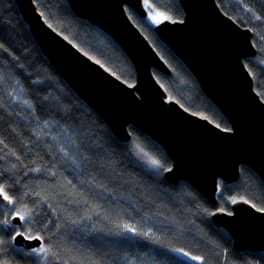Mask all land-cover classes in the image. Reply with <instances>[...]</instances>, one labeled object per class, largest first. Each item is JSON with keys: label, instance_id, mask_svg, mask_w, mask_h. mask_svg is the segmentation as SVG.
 <instances>
[{"label": "trees", "instance_id": "obj_1", "mask_svg": "<svg viewBox=\"0 0 264 264\" xmlns=\"http://www.w3.org/2000/svg\"><path fill=\"white\" fill-rule=\"evenodd\" d=\"M34 1L78 48L135 82V67L122 48L78 17L68 0ZM217 1L254 32L258 52L245 63L264 100V0ZM147 2L183 18L179 0ZM127 11L171 68L169 75L154 69L169 98L229 129L154 24ZM0 45V186L13 200L9 206L0 201V264H264V252L236 251L228 231L211 218L239 198L264 209V182L254 170L242 166L236 182L220 181L216 205L185 181L172 184L164 176L171 159L163 146L132 125L131 139H119L53 67L16 0H0ZM14 215L24 217L20 225L12 224ZM18 231L41 237L37 248L47 251L15 245Z\"/></svg>", "mask_w": 264, "mask_h": 264}, {"label": "water", "instance_id": "obj_2", "mask_svg": "<svg viewBox=\"0 0 264 264\" xmlns=\"http://www.w3.org/2000/svg\"><path fill=\"white\" fill-rule=\"evenodd\" d=\"M68 1L78 17L102 29L122 48L135 67L133 84L65 38L46 21L34 0H16L53 67L119 139H131V125L144 131L171 159L165 178L172 184L189 183L215 205L219 180L236 182L242 166L264 182V100L245 63L258 52L250 27L225 13L217 0H179L183 18L154 25L158 37L227 117L231 127L226 129L169 98L155 76L154 69L169 75L171 68L127 11L146 18L149 9L144 0ZM0 201L10 205L2 197ZM235 201L230 211L218 208L212 213L213 224L228 231L236 251H264V209L246 199ZM19 217H12L13 225L21 224ZM16 233L13 241L19 247L35 249L42 244L39 236L29 240Z\"/></svg>", "mask_w": 264, "mask_h": 264}, {"label": "snow or ice", "instance_id": "obj_3", "mask_svg": "<svg viewBox=\"0 0 264 264\" xmlns=\"http://www.w3.org/2000/svg\"><path fill=\"white\" fill-rule=\"evenodd\" d=\"M144 3H145V7L151 9V5L148 4L147 0H144ZM151 14V13H150ZM157 16H159L161 19H157ZM152 19L159 23L161 22V20H168V19H171V17H168L166 15H163L162 13H157L156 16H152ZM67 38V37H65ZM0 47H3V45H0ZM86 54V53H85ZM97 63H99V61H97ZM217 127H219V125H217ZM0 197H2L3 200H7L9 203H13V200L12 198L8 195V193L5 191V189L0 186ZM236 201L233 200V203H235ZM247 203V201H245ZM253 207H255V205H252ZM229 215H231V213H229ZM20 220H23L24 217L23 216H20L19 217ZM2 223L4 225H8L9 224V221L7 220H4L2 221ZM130 231H134L133 229H130ZM17 236L21 237V238H24V239H29V240H38L40 239L39 237H33V236H30V235H27L26 233H23V232H17L16 233ZM34 251L39 254V253H43V252H46L47 249L45 248H37V249H34ZM185 256H189V253H184ZM191 260H194V261H202L203 260V257H197V256H191L190 257Z\"/></svg>", "mask_w": 264, "mask_h": 264}, {"label": "rangeland", "instance_id": "obj_4", "mask_svg": "<svg viewBox=\"0 0 264 264\" xmlns=\"http://www.w3.org/2000/svg\"><path fill=\"white\" fill-rule=\"evenodd\" d=\"M145 4V3H144ZM149 5H151V4H149ZM149 9V8H148ZM151 13V14H150ZM157 13H162L163 15H166L165 13H163V12H160V11H158V10H156V9H154L153 8V6L151 5V9H149V13H148V16L146 17V18H143V17H141V18H143V19H148V20H150L154 25L155 24H157V22H155L153 19H152V16H156L157 15ZM166 16H168V15H166ZM157 19H161L159 16H157ZM259 208V207H258ZM218 209V208H217ZM261 209V208H260ZM215 211V210H214ZM213 211V212H214ZM212 212V213H213ZM255 251H257V250H255ZM259 252H264V251H259Z\"/></svg>", "mask_w": 264, "mask_h": 264}, {"label": "flooded vegetation", "instance_id": "obj_5", "mask_svg": "<svg viewBox=\"0 0 264 264\" xmlns=\"http://www.w3.org/2000/svg\"><path fill=\"white\" fill-rule=\"evenodd\" d=\"M220 181H223V180L220 179L219 182H220ZM223 182H224V181H223ZM225 183H226V182H225ZM218 191H219V188H218ZM201 194H202V193H201ZM217 194H218V192H217ZM202 195H203V194H202ZM203 196H204V195H203ZM204 197H205V196H204ZM205 198H206V197H205ZM217 199H218V198H217ZM208 200H209V199H208ZM209 201H210V200H209Z\"/></svg>", "mask_w": 264, "mask_h": 264}]
</instances>
